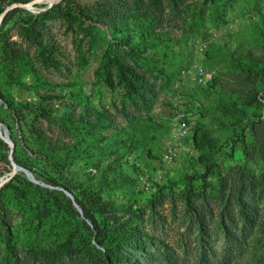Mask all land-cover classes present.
<instances>
[{
	"label": "rangeland",
	"instance_id": "obj_1",
	"mask_svg": "<svg viewBox=\"0 0 264 264\" xmlns=\"http://www.w3.org/2000/svg\"><path fill=\"white\" fill-rule=\"evenodd\" d=\"M22 4L0 24V123L13 158L55 188L11 177L0 143V264H112L61 185L95 192L118 222L139 215L127 264H264V0ZM71 232L82 255L66 253Z\"/></svg>",
	"mask_w": 264,
	"mask_h": 264
},
{
	"label": "trees",
	"instance_id": "obj_2",
	"mask_svg": "<svg viewBox=\"0 0 264 264\" xmlns=\"http://www.w3.org/2000/svg\"><path fill=\"white\" fill-rule=\"evenodd\" d=\"M27 1L29 0H26L24 2ZM60 1L65 2L66 0H60ZM6 5L7 2L3 0L0 4V14L4 10V7ZM5 16L6 15L4 14L3 18L0 21V24L3 23L4 25L6 23ZM0 98L1 101L4 103L5 98L1 90H0ZM254 99L255 101H257L256 97H254ZM12 109L14 110V108ZM0 143H2L3 148H5L6 150L8 149L10 150L9 146L7 147L6 143H3L1 139H0ZM14 160L19 164H23V162L19 158H17V156L14 157ZM23 165H25L28 169H31V167H29L26 163H24ZM15 177H17V175ZM28 184L30 183L28 182ZM61 186H63L64 188H66L67 190L71 191L74 194L75 200L82 208V218L80 219V226L86 231L87 234L89 235L94 234L93 240L96 242L97 245L101 247V248L98 247L99 249L102 250V248H104L106 252L105 256L110 261V263L127 264L128 255L125 254L126 247L133 245L135 242L137 243L141 242L142 239L141 230L139 228V225L137 224L138 222L136 221L139 215H137L132 211H129L131 213L130 216L127 219L118 222V218H116L115 214L111 213L112 204L105 202V200H103L95 192L91 190H86L88 192L83 191L82 194H76L71 187L67 185H61ZM65 198L68 207L71 208L76 215H80L79 212L76 210V208L72 205L71 200L68 197ZM101 215L104 216L103 218L104 221L106 219L109 220L112 219L113 222H118V224L114 225V227H116V230L121 232H120V236L116 240L113 237L114 235L112 236L111 234V230H110L111 228H108L107 225L104 226L100 225L99 217ZM86 219L91 221L92 227L86 222ZM73 237L74 234L71 232L68 237L69 244L67 246H64L67 247L66 253L69 256L82 255V248L77 246V243L73 241ZM114 243L116 245L117 250H113L112 248V245ZM61 249L62 248L59 247L57 251L52 253V256L56 258L60 254ZM101 250L98 251L101 252Z\"/></svg>",
	"mask_w": 264,
	"mask_h": 264
},
{
	"label": "built area",
	"instance_id": "obj_3",
	"mask_svg": "<svg viewBox=\"0 0 264 264\" xmlns=\"http://www.w3.org/2000/svg\"><path fill=\"white\" fill-rule=\"evenodd\" d=\"M202 76L199 77V83L206 84V82L211 78V73L203 71L201 68L198 71ZM178 131L172 135V143L168 144L165 148L164 154L162 156V164L164 166L170 164L178 157V145L184 135L187 134L189 126L186 121L178 123ZM154 176V177H153ZM153 176L150 177L149 174L140 173L138 174V180L141 184H145L147 187L151 186V179L157 180L160 177V170H156ZM153 177V178H152Z\"/></svg>",
	"mask_w": 264,
	"mask_h": 264
},
{
	"label": "water",
	"instance_id": "obj_4",
	"mask_svg": "<svg viewBox=\"0 0 264 264\" xmlns=\"http://www.w3.org/2000/svg\"><path fill=\"white\" fill-rule=\"evenodd\" d=\"M24 1L26 0H19V1H16V2H10L8 3L5 7H4V10L3 12H5V15H7L10 11L14 10V9H23L24 10V7L21 5ZM31 1V0H29ZM57 5H54L52 7L49 6V8H55ZM0 101H1V98H0ZM1 125V123H0ZM4 132L6 134V138H3V140L8 144L9 148H10V151H9V154H8V157H9V160H10V164L12 166V168H23L25 171H28L30 173H32L29 169H27L24 165L22 164H19L17 162H15L12 154H13V147H14V142L13 140L10 138L9 134L7 133V129L4 128ZM15 172L12 173L11 177L13 176ZM40 180V179H39ZM41 181V180H40ZM5 182V181H4ZM4 182H1L0 181V186H2L4 184ZM43 182V181H42ZM43 185L49 189H52V188H55L54 186L52 185H48L46 183L43 182ZM57 189L59 191H61L63 194H65L72 202V205L76 208V210L79 212L80 216H82V208L81 206L77 203V201L75 200L74 198V195L71 191L67 190L66 188L62 187V186H59L57 187ZM86 222L89 223L90 225H92L91 221L86 219ZM97 247L101 248L99 245L96 244Z\"/></svg>",
	"mask_w": 264,
	"mask_h": 264
},
{
	"label": "bare ground",
	"instance_id": "obj_5",
	"mask_svg": "<svg viewBox=\"0 0 264 264\" xmlns=\"http://www.w3.org/2000/svg\"><path fill=\"white\" fill-rule=\"evenodd\" d=\"M37 1H38V2H41V3H44V4H46L47 6H50V5H52V4H55V3L59 2L60 0H37ZM22 6H24L25 8L28 7L27 5H23V4H22ZM4 14H5V12L2 11V13L0 14V21H1V19L3 18ZM0 129L2 130V133H3V135H2L1 132H0V138H1V139L6 138V134H5V132H4V129H3L2 125H0ZM17 171H22V172H24L25 175H26V176H27L32 182L43 185V183H42L41 181H39V180H37V179L34 178V176H33L32 173H30V172H28V171H25L23 168H16V169H15V168H12V171L9 173V175L11 176L13 172H17ZM1 182H2V181H1Z\"/></svg>",
	"mask_w": 264,
	"mask_h": 264
}]
</instances>
